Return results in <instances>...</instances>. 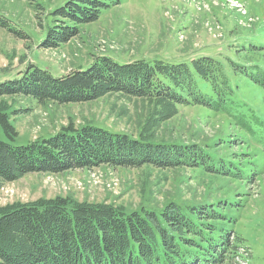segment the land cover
Wrapping results in <instances>:
<instances>
[{"label":"trees","instance_id":"obj_1","mask_svg":"<svg viewBox=\"0 0 264 264\" xmlns=\"http://www.w3.org/2000/svg\"><path fill=\"white\" fill-rule=\"evenodd\" d=\"M122 1L67 0L51 13L61 19L47 29L40 47L67 43L81 26L97 21ZM0 27L10 29L4 18ZM241 40L247 47L228 45L233 48V60L201 55L174 64L162 60L119 64L105 56L87 69L60 77L29 66L19 79L1 82L0 99L23 96L63 105L118 94L151 110L138 137L86 124L25 146L0 142V189L30 173L145 165L197 170L201 176L254 184L258 173L247 152V135L252 130L250 123L239 122L234 107L243 88L264 92V21L237 34L235 42ZM239 102L238 108L249 107L244 99ZM179 108L221 113L232 134L203 143L154 140L152 120L166 122ZM0 125L9 136L12 126L1 112ZM238 128L241 131L236 134ZM234 148L238 152L221 155L224 149ZM246 161L248 166H243ZM239 196V202L171 200L159 210L144 205L128 210L67 198L17 204L0 211V264H241L238 249L244 239L230 215L247 195Z\"/></svg>","mask_w":264,"mask_h":264},{"label":"rangeland","instance_id":"obj_2","mask_svg":"<svg viewBox=\"0 0 264 264\" xmlns=\"http://www.w3.org/2000/svg\"><path fill=\"white\" fill-rule=\"evenodd\" d=\"M66 1L0 0V18L6 19L11 29L0 27V83L19 79L29 66L48 69L54 77H60L87 69L96 58L105 56L119 64L138 60L174 64L201 55L233 60V48L228 45L247 47L246 41L235 42L236 35L264 21V0H123L121 5L104 11L97 21L81 26L79 34L67 43L41 48L47 29L61 19L51 13ZM235 98L239 122L250 123L252 130L247 135V152L253 156L250 162L258 173L254 184L201 176L197 170H158L150 165L30 173L3 185L0 211L57 198L128 210L141 205L159 210L171 200L239 202L243 194L247 196L240 201L241 207L230 213L236 219L237 234L244 239L238 249L243 255L239 261L264 264V92L243 88ZM241 98L248 108H238ZM150 110L141 101L118 94L63 105L23 96L5 97L0 99V112L6 114L12 131L8 136L0 125V142L25 146L86 124L138 137L147 126ZM152 121L154 140L203 143L232 134L224 115L201 108H179L178 114L166 122ZM240 131L238 128L234 132ZM233 151L238 149H224L221 155ZM244 165L248 166V161Z\"/></svg>","mask_w":264,"mask_h":264}]
</instances>
